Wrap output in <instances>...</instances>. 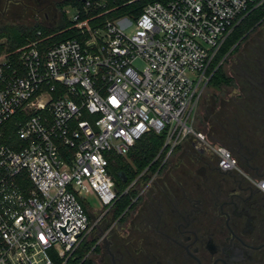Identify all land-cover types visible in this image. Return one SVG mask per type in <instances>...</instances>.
Returning <instances> with one entry per match:
<instances>
[{
  "label": "built area",
  "instance_id": "1",
  "mask_svg": "<svg viewBox=\"0 0 264 264\" xmlns=\"http://www.w3.org/2000/svg\"><path fill=\"white\" fill-rule=\"evenodd\" d=\"M263 4L155 2L136 20L123 18L127 27L93 26L74 10L77 38L0 53V264L73 260L118 198L110 154L127 157L148 134L166 135L156 160L193 138L234 171L233 154L192 122L221 48ZM255 185L264 192V180ZM91 196L97 220L82 203Z\"/></svg>",
  "mask_w": 264,
  "mask_h": 264
},
{
  "label": "flooded vegetation",
  "instance_id": "2",
  "mask_svg": "<svg viewBox=\"0 0 264 264\" xmlns=\"http://www.w3.org/2000/svg\"><path fill=\"white\" fill-rule=\"evenodd\" d=\"M244 80L245 137L241 128L226 132L227 140L217 136L236 169L223 171L195 142L154 160L124 191L130 202L122 212L111 211L121 210L118 195L101 218L91 264H264V192L255 185L264 180L263 56L257 74L244 72Z\"/></svg>",
  "mask_w": 264,
  "mask_h": 264
},
{
  "label": "trees",
  "instance_id": "3",
  "mask_svg": "<svg viewBox=\"0 0 264 264\" xmlns=\"http://www.w3.org/2000/svg\"><path fill=\"white\" fill-rule=\"evenodd\" d=\"M170 0H153L149 3L143 0H66L58 4L60 9L63 7H72L74 10L80 12L81 20H89L93 26H103L108 21L119 20L123 17H129L136 20L142 13L143 9L155 2L163 4ZM63 19L58 27L45 26H31V27H5L0 28V41L6 40L8 45V52L13 53L17 48L28 44L36 39H43L44 43H60L78 37L75 25L61 13ZM264 23V4L256 9H253L246 15L240 23L234 28L232 34L228 37L226 43L221 48L218 56L214 60L210 72L212 77L208 86L214 89H223L232 87L235 84L233 77L229 76L221 65L223 58L229 54H234L239 46L244 42L249 32L254 31L259 25ZM41 36H38V33ZM4 45L0 46V53L3 52ZM166 140V135L148 134L136 142L131 148L127 157H122L117 154H110L108 171L112 176L118 195L121 196L119 204L122 206L121 210H116L117 207L111 211H115L117 217L122 210L129 204V196L123 194L130 184L141 175L152 163L156 160L160 150L163 148ZM160 158L159 160H162ZM127 176L128 181L123 182L122 176ZM135 194L133 195V197ZM85 209L88 212L90 219L92 216L89 212L90 205L86 201H82ZM94 241L92 239L85 240L76 250L73 260L68 264H91L88 254L91 252Z\"/></svg>",
  "mask_w": 264,
  "mask_h": 264
},
{
  "label": "rangeland",
  "instance_id": "4",
  "mask_svg": "<svg viewBox=\"0 0 264 264\" xmlns=\"http://www.w3.org/2000/svg\"><path fill=\"white\" fill-rule=\"evenodd\" d=\"M16 1H19L18 3ZM14 0L10 4L6 0H0V28L5 27H31L45 26L58 27L63 19L62 12L71 21L74 9L70 6L60 9L58 4L65 0ZM149 3L153 0H143ZM58 9V13H57ZM125 18V17H123ZM119 19L122 26L127 27L125 20ZM134 26H129L126 32L131 34ZM6 40L0 41V46L4 45L3 52L8 51ZM264 57V23L259 25L254 31L249 32L244 42L239 46L237 51L226 56L223 63V70L235 80L232 87L223 89H214L207 86L202 92L196 105L193 127L195 131L202 132L210 141H215L216 145L222 142L218 135H222L227 140V133L236 135L241 128V135L245 137V128L242 120V106L244 103V72H250L251 75L257 74L258 63ZM246 105V104H244ZM248 105V104H247ZM251 106L250 103L248 107ZM236 118L239 120L237 123ZM237 124L238 126H236ZM227 132V133H226ZM217 134V135H216ZM194 142L193 138L186 141L185 146ZM188 144V145H187ZM178 151L175 155H182ZM90 204L89 212L93 217L92 220L101 218L99 202L93 197L88 198ZM94 209V210H93ZM100 222L97 226H99ZM97 228V227H96ZM95 231V230H94ZM94 232L88 237L92 238Z\"/></svg>",
  "mask_w": 264,
  "mask_h": 264
}]
</instances>
